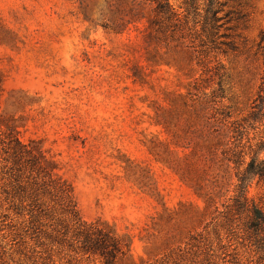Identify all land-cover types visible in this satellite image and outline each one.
<instances>
[{
  "label": "rangeland",
  "instance_id": "obj_1",
  "mask_svg": "<svg viewBox=\"0 0 264 264\" xmlns=\"http://www.w3.org/2000/svg\"><path fill=\"white\" fill-rule=\"evenodd\" d=\"M263 37L264 0H0V264H107L63 183L108 264H264Z\"/></svg>",
  "mask_w": 264,
  "mask_h": 264
},
{
  "label": "trees",
  "instance_id": "obj_2",
  "mask_svg": "<svg viewBox=\"0 0 264 264\" xmlns=\"http://www.w3.org/2000/svg\"><path fill=\"white\" fill-rule=\"evenodd\" d=\"M163 11L169 10V4H163L161 7ZM262 42H264V37L262 38ZM264 151V144L260 147L259 152L256 154V156L252 159V162L249 164L248 167V174L253 176H260L261 178H264V160L259 161L258 155L260 152ZM60 191L62 193V196L65 200V205L67 208V211L69 215L73 218V220L76 222L77 225H79L82 230V234L85 235L86 238H84L83 242V249L87 253H101V255L106 259L107 264L116 254L120 253V246L119 242L115 240L114 238L110 237L109 235H106V237H103L100 231H97V228L95 227H89L85 225L79 216V212L77 209V206L74 202L72 191L67 186L66 183H63L60 186Z\"/></svg>",
  "mask_w": 264,
  "mask_h": 264
}]
</instances>
